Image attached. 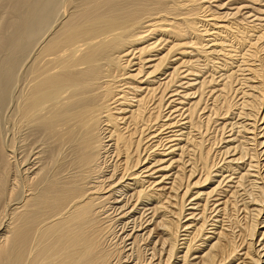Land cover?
I'll list each match as a JSON object with an SVG mask.
<instances>
[{
    "label": "bare ground",
    "instance_id": "6f19581e",
    "mask_svg": "<svg viewBox=\"0 0 264 264\" xmlns=\"http://www.w3.org/2000/svg\"><path fill=\"white\" fill-rule=\"evenodd\" d=\"M215 34L230 50L210 68ZM2 110L15 132L0 120V264L261 263L264 0H0ZM232 116L261 131L220 166L232 147L215 149L250 131ZM17 133L38 145L21 170Z\"/></svg>",
    "mask_w": 264,
    "mask_h": 264
},
{
    "label": "rangeland",
    "instance_id": "374dc122",
    "mask_svg": "<svg viewBox=\"0 0 264 264\" xmlns=\"http://www.w3.org/2000/svg\"><path fill=\"white\" fill-rule=\"evenodd\" d=\"M212 6H213V10H215L216 8L214 7V6H216V3L215 4H212ZM236 6H233V8H235ZM228 8V7H227ZM231 8V7H230ZM230 8L229 9H222V10H218L217 11V13L219 12V14L220 15H223V13L224 12H229V13H231L233 10L231 9L230 10ZM248 9H246V10H244L243 12H241L242 14L243 13H245L246 11H247ZM61 11L62 10H60V13L56 16V19H55V22H54V26H53V24L51 25V27H54L55 28V25H57V23H58V20H60V16H61V18L63 17L62 16V14H61ZM63 12V11H62ZM60 15V16H59ZM208 15H209V13H208ZM238 16H240V15H238ZM230 17H232V16H230ZM229 17V18H230ZM204 18H206V17H203V19ZM233 18V17H232ZM207 19H211L210 17L209 18H207ZM207 19H205V20H207ZM215 21H209V23L210 24H213ZM228 23H223V25H227ZM201 25V24H200ZM222 25V24H221ZM208 28H212V26H208ZM214 31H219V30H214ZM206 41L204 42L205 44H208L209 43V45H208V47H207V50H208V52H209V55L210 54H212V53H210L211 51H213L214 49H216L215 48V46L214 47H212L211 45L212 44H214V43H216L214 40H216V41H218V42H220V37H216V34L213 36H207V37H205L204 38ZM218 39V40H217ZM212 41V42H211ZM211 47V48H210ZM210 48V49H209ZM228 50H230V47L228 48V47H224V50L222 51V47L220 46V47H218L217 49H216V53L214 54L213 53V55H210L209 57H210V59H212L213 57V60L209 63V67L211 68V66H212V64L214 63H216L215 65H218V66H220V64L223 62V61H225V60H227L226 59V54H228ZM187 51H189V52H192L193 51V49H188ZM196 54H197V52L196 51H193V53H192V56L194 55V56H196ZM235 55V54H234ZM178 56H180L181 57V55H178ZM212 57V58H211ZM202 59L200 60V61H204L205 63H207L208 64V61L206 62V58H203V57H201ZM176 59V58H175ZM194 60L196 59V58H193ZM192 59V60H193ZM235 59H239V58H235ZM193 60V61H194ZM204 62L202 63L201 62V64H204ZM213 62V63H212ZM179 63H177V64H175V65H173L172 64V66L170 65V68L171 67H174V66H177ZM208 68V66L205 68L204 67V76H203V73H200V76H199V78L197 79V76H191L188 80H185V83L187 82V81H189V82H192V83H196V84H199V82H201V81H203V79L205 78V77H207V76H209L210 74L209 73H207L206 71H208V70H210L209 68ZM185 70V69H184ZM170 71H172V69H170ZM210 72V71H209ZM211 72H212V69H211ZM210 72V73H211ZM132 73H134V72H132ZM224 73V72H223ZM201 75L203 76V77H201ZM195 79H197V81L195 82ZM192 80V81H191ZM256 81H258V80H256ZM255 81V82H256ZM259 82V81H258ZM258 82L257 83H254V84H258ZM189 91V92H187V93H191L192 91L193 92H195L197 89H195V91L194 90H188V89H184V88H181L180 89V91ZM192 92V93H193ZM252 92V91H251ZM255 94H258V93H256L255 92ZM197 96V95H196ZM194 97V95H192V98ZM191 98V97H190ZM193 101L195 100V99H192ZM187 101V100H186ZM209 103H211V102H209ZM3 109H5V108H3ZM10 110V109H9ZM9 110H2L1 112H3V114H1L0 113V120H1V124H2V127H3V135H4V139L7 141V139H8V141L10 140V139H12V138H14V130H12L13 129V127H10V126H12V122L11 121H9L10 123H11V125H9L8 123V121L7 120H10L9 119V117H10V115H8L7 116V114H8V112L7 111H9ZM238 112V110H235V113H237ZM263 113H264V111H263ZM9 114H10V112H9ZM264 115H262L261 117H263ZM3 118V119H2ZM235 118V119H234ZM240 117H234V116H232V117H230V119H228V121H226L227 123H228V125H229V123H234V122H237V123H243V124H250L249 125V127L248 128H250V131L249 132H246V131H244V128H241L240 127V124H239V128H236L235 130H234V132H235V135L232 137V139L235 137L236 139L232 142V143H230V144H227V143H223V144H220L219 146H218V148H216L215 150H217V151H224V150H226V148L228 149L229 147L231 148V149H233L234 147H237V145L239 144H241V143H245L246 142V140L247 139H249V140H251L252 139V137H254V134L252 133L253 131H256L257 130V133H260V128H258V129H255V130H252L253 129V127H252V124H253V122L254 121H252V120H246V118L244 119V118H242V119H239ZM7 121V122H6ZM223 121L222 120H220L218 123H222ZM264 122V120H260L259 122H258V126L256 125V127H264V125H261L262 123ZM4 124H5V126H4ZM9 126V127H8ZM255 127V128H256ZM8 128H10V130L8 129ZM178 129H180V128H178ZM231 129V127L229 126L228 127V129H227V132L229 131ZM9 132H8V131ZM241 130H243V131H241ZM10 131H11V133H10ZM14 131V132H13ZM25 131V130H24ZM23 131V132H24ZM187 131H189V130H183V133L185 132H187ZM238 131H240V133L238 132ZM5 132V133H4ZM7 132H8V135H7ZM234 132H232V133H234ZM238 132V133H237ZM10 133V134H9ZM22 133V132H21ZM27 133V132H26ZM25 133V134H26ZM20 134V133H19ZM18 133L17 134H15V136L17 137V139L19 140L23 135H25L24 133H23V135L22 134H20V135H22V136H20ZM180 134H181V132H180ZM193 134H196V132H194ZM228 134H231V133H227L225 136H228ZM241 134V135H240ZM9 135H11V136H9ZM19 135V136H18ZM261 136H262V134H260ZM8 137V138H7ZM244 137V138H243ZM25 138V136L24 137H22L21 138V140H17V142H21V143H17L16 144V156H17V159L19 158L20 159V170L22 169V167H23V163H22V158L25 156V154H26V152H24V150L23 149H29V150H33L32 152L34 153L35 151H37V147H38V145L36 146V148L35 149H31L30 147H24L25 146V144L26 143H24L23 142V140L22 139H24ZM180 138V137H179ZM230 138V137H229ZM258 138H260L259 137V135H258ZM181 139H185V136H181ZM264 139V138H263ZM227 140H229V139H226L225 141H227ZM245 140V141H244ZM7 141V142H8ZM240 141V142H239ZM181 143L180 145L182 146V145H184L185 143H187V141H176V143ZM239 142V143H238ZM21 144V145H20ZM23 144H24V146H23ZM253 143H250L248 146H249V148H254V146L252 145ZM19 146V147H18ZM21 146H22V148H21ZM221 146V147H220ZM247 145H246V147H248ZM33 148L35 147V146H32ZM18 148V149H17ZM22 150H21V149ZM179 148V147H178ZM190 149H192V148H190ZM231 149H230V153L224 158V159H226L225 161H222L221 163H220V166H222V165H224L225 164V166L228 164V162H229V160H232V159H234V157L235 158H237V157H239L238 156V154H239V152L237 151V150H239V149H236L235 150V148H234V152H233V150L231 151ZM29 150H28V152H29ZM21 151H23V152H21ZM240 151V150H239ZM29 153H31V152H29ZM178 154L181 156V154H182V152L181 151H175V153L174 154H172L171 156H169V157H167V158H165V160H167V159H169V158H172V157H176V158H174V159H179L180 158V156H178ZM24 155V156H23ZM145 155V153L143 154V156ZM20 156V157H19ZM154 156H156V155H152L147 161H148V163H147V166L149 165V166H151L152 164H154L155 163V161H157V159H160V158H164V157H159V158H157L156 160L154 159L155 157ZM22 157V158H21ZM147 157V156H146ZM152 158V159H151ZM18 159V160H19ZM23 160H24V158H23ZM150 160V161H149ZM152 162V163H151ZM224 162V163H223ZM225 162H227V163H225ZM170 163V162H169ZM169 163H166V164H164L163 166H160V167H164L165 165H168ZM249 163V160H248V157H246L245 159H243L242 161H239L238 162V164L237 163H234L233 164V167H236V173L237 174H235L234 175V178L235 177H238L239 176V172H241V173H245L247 170H249V166H246L247 164ZM180 164V163H179ZM175 165V166H174ZM146 165L145 166H143V167H141V169L140 170H142L144 167H147ZM174 166V167H173ZM177 166H178V164L177 163H175V164H172V166H170V168L172 169L171 170V172L169 171L168 173H169V175H171V174H173L174 172H176V171H178L179 170V167L177 168ZM225 166L223 167V168H225ZM160 167H156L157 169L158 168H160ZM173 168H175V169H173ZM238 168V169H237ZM241 168V169H240ZM245 169V170H244ZM189 170V169H188ZM219 170H221V169H219ZM224 170V169H223ZM262 170H264V169H262ZM225 171V170H224ZM250 173H252L253 174V172H251V171H249ZM165 173H167V172H165ZM222 173V172H221ZM230 173V172H229ZM158 174H160V173H158ZM24 176V175H23ZM171 177V176H170ZM149 179H151V181H154V180H156V178H155V176L153 177V179L152 178H148L147 177V181L149 180ZM222 178H220V177H216L212 182H209L207 185H205L204 187H202V188H207L204 192H208V191H210L214 186H216V184H217V181H219V180H221ZM251 179H253L254 180V178L253 177H251ZM144 180H145V178H144ZM252 180V181H253ZM167 181H169V182H171L172 180L171 179H169V180H167ZM166 181V182H167ZM257 182H259V184L261 183L260 181V179H259V181L258 180H256ZM132 183H134V182H132ZM131 183V184H132ZM164 185H166L167 187H169L170 186V184L168 185V184H164ZM229 185H231V183H229ZM147 186V185H146ZM211 186H212V188H211ZM225 188V187H224ZM227 188V187H226ZM198 189H200V188H196V189H193V193H195ZM203 191V190H202ZM169 192V191H168ZM241 193H243V191L241 192ZM201 198H205V195H203ZM250 200L251 199H247V202H250ZM193 202V204H195L196 202H198V201H192ZM204 203V202H203ZM202 202L200 203L201 205L203 204ZM189 204V203H188ZM197 207L196 205H188V207L187 208H191V207ZM253 207H251V209H256V207H260V206H257V205H252ZM200 209V210H199ZM258 209V208H257ZM201 211V207H198V209L197 210H189V212L187 211V213H191V212H196V214L197 213H199ZM198 218V217H197ZM196 218V219H197ZM260 219H258L259 220V222H261V221H264V211L262 212V215H261V217H259ZM197 223V222H196ZM264 222L263 223H261L260 225H259V227L257 228L258 229V234L253 238V240H251V241H253L255 244H256V246L258 247V246H260V248L262 247V243H264V238H263V236L261 235V233L262 232H264ZM260 233V234H259ZM261 240V241H260ZM250 241V240H249ZM262 249V248H261ZM245 251V250H244ZM243 251V252H244ZM256 257V256H255ZM245 259V256H243V259L241 260V261H243ZM261 259H262V261H261V263L260 264H264V251H263V253H262V257H261ZM245 260H248V261H246V262H250L251 260L250 259H245ZM252 263V262H251ZM241 264V263H240Z\"/></svg>",
    "mask_w": 264,
    "mask_h": 264
}]
</instances>
